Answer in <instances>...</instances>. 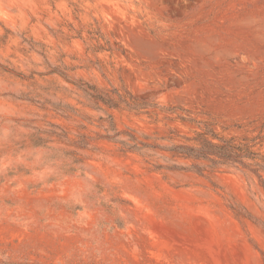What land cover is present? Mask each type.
<instances>
[{
  "label": "rangeland",
  "instance_id": "1",
  "mask_svg": "<svg viewBox=\"0 0 264 264\" xmlns=\"http://www.w3.org/2000/svg\"><path fill=\"white\" fill-rule=\"evenodd\" d=\"M0 264H264V0H0Z\"/></svg>",
  "mask_w": 264,
  "mask_h": 264
}]
</instances>
